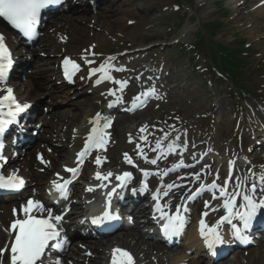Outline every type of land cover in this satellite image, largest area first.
<instances>
[{
	"label": "rangeland",
	"instance_id": "374dc122",
	"mask_svg": "<svg viewBox=\"0 0 264 264\" xmlns=\"http://www.w3.org/2000/svg\"><path fill=\"white\" fill-rule=\"evenodd\" d=\"M86 1L90 4L89 2L97 3L99 0ZM180 1L159 0L156 4H152L151 0H142L141 3L129 6L128 8L133 13L142 18L140 20L142 24L128 27L132 37H127L126 34L107 36L105 42L100 43L98 47L101 50L100 53H94L97 60V63L93 65L95 68L110 61L113 63L110 68L113 79L127 82L123 90L119 84L113 83L117 85V89L113 92L117 94V97H122V100L119 101L121 107L128 108L133 104V102L128 103V101H133V98L127 95V89H135L139 92L142 89H146L147 92L154 90L152 102L149 101L141 108L140 106L137 109L136 107L132 108V110L129 108L128 114L132 113L134 109L135 112L145 115L141 127L139 128L138 123L133 122L128 123L121 134L112 131L111 147L107 148L105 155L100 157L119 159L122 156L125 158L124 154L127 153L137 166V171L143 174L144 172L150 173L149 171L154 170L145 166L147 161L159 159L167 164L165 160L168 156L162 158L161 151L154 150L159 140L162 141L164 152H167L168 145H176L175 151L168 155L172 154L179 160L178 158L173 160L176 162L171 167L180 165L181 161L187 167V169L178 171L177 176L183 172H189L188 168L196 166L197 162H192V165L186 158L194 153H199L198 161L200 163L196 167L198 170L196 175H204L209 171L211 179L217 185L223 186L221 185L223 178L228 172L232 175L248 165L250 175L254 173L256 180L259 181V177L262 175L261 171L264 170V154L262 153L264 132L261 131L264 128V112L260 108V104H264V0H245L243 6L237 9L235 8L236 0H186L185 5L180 4ZM111 2L105 3L103 7L110 6ZM98 12L100 9L96 8L92 13L97 14ZM61 14L62 11L56 15L60 16ZM217 21L224 22V27L217 31L218 35L215 38L220 44L235 47L238 45L236 41H244L243 47H246L247 55L251 56V64L247 65L245 75H249L256 66L261 69L249 84V91H254L252 94L256 95V99L236 91L230 79H220V74L215 66L212 67L213 63L210 58L196 54L192 50L190 45L199 37L198 32L203 31L202 27ZM89 29L98 31L92 26ZM161 39L164 41H159ZM90 51L93 52L94 48ZM43 56L46 57V60L52 58L47 54ZM110 57L113 59L109 60ZM55 58L58 57L52 59ZM62 58L63 55L56 65L58 71L63 67ZM25 59L30 63L34 60L29 51H27ZM68 59L79 66L85 63V57L82 54L69 56ZM44 67L50 66L44 65ZM30 72L32 73L33 70ZM87 72L84 69L80 74L88 76ZM59 73L61 74L60 71ZM16 76L17 73L14 75L13 82L18 81ZM23 81L27 82V77L23 78ZM73 82V79L67 83L64 78L62 80L59 77L54 78L50 82L51 94L58 97L53 100L51 95L42 96V102L37 106L39 111L37 114L51 116L61 112V114L64 113L63 115H71L80 111L69 105V102L92 98L91 89L93 86L92 84L90 86L76 85ZM56 88L63 89V93L67 95L59 93ZM125 93L126 98L124 99L123 94ZM122 114H115L113 118L116 116L117 119ZM35 116V114L31 115V117ZM145 126L146 130L141 132ZM31 132L32 130L28 134L32 135ZM41 133L39 132V135ZM139 134L140 136H138ZM165 134H168L167 139H164ZM254 134L261 135L254 139ZM142 137H146V139H142ZM176 137H179V140ZM62 141L61 139L53 142L47 149V153L53 155L55 148L60 147ZM37 143L36 141L35 144ZM131 148L136 151L135 154L131 153ZM197 148L200 149L197 150ZM140 149H143V155H141ZM16 153H19V150H16ZM14 154L9 151L10 156ZM252 154L255 155L254 159L251 158ZM132 155L138 156V158H134ZM145 156L147 161L144 159ZM95 159V156L91 157L86 166L90 176L95 173L96 168L93 167L96 164ZM243 159L244 165L240 163ZM230 162H235L234 167ZM11 166L9 165L8 168ZM169 171L170 168L162 172V175L165 176V172L168 174ZM217 174L219 179H217ZM171 180V178L167 179V181ZM218 180L221 181L217 182ZM44 187H39L41 188L40 193L44 191ZM201 198V202H203L208 199V196ZM26 199L29 198L24 197L18 200ZM185 244L188 245L189 250L184 248L183 243V246L178 250L179 253L195 258L199 253L200 243H197L195 239L190 240L188 237ZM79 245L82 244L79 243ZM254 248L256 246L243 252L249 253ZM85 253L86 257L93 256L88 248ZM240 257L239 260H235V257L232 256L220 264H249L242 259L243 256ZM151 264L176 263L173 260L165 261L162 257L152 259Z\"/></svg>",
	"mask_w": 264,
	"mask_h": 264
},
{
	"label": "bare ground",
	"instance_id": "6f19581e",
	"mask_svg": "<svg viewBox=\"0 0 264 264\" xmlns=\"http://www.w3.org/2000/svg\"><path fill=\"white\" fill-rule=\"evenodd\" d=\"M109 1H112V4L110 6L103 7V5ZM151 1L152 4H156L159 0ZM68 2L69 4L61 10L62 14L60 16L54 15L48 23V25L50 24V27L48 28L47 25L43 30L44 32L39 35L41 37H38L34 44H32L30 47H26L25 50L11 46L8 41L9 37H7V34L0 30V34H3L5 38V44L7 45L9 51L12 53L14 52V54L19 56V63L25 60L27 51H29V53L34 58L32 63L27 64L25 71L22 69L20 70L19 67L16 68L15 73H17L16 79H18V81H10L9 85L5 84L4 82L0 83V90H4L0 91V97L6 95L7 88H14L13 95H19L20 98L25 100V103L29 102L27 112L33 106V111L36 110L35 114L38 113L39 111L37 110V106L41 104L42 96L47 94L51 95L53 100L58 97L57 95L53 96V94H51L50 82H52L56 77L61 78V80L64 78V81H67V79L69 80L65 72L62 73V68L59 70L61 74L59 73L58 69H56V65L60 62V57L62 55L63 58L61 60L64 62V60L69 56L82 54L85 57V64L79 66V69L73 72L71 80L73 79V83H76V85L80 84L82 86H90V84H92L93 86L91 89L92 98H86L79 102H69V105L80 111L71 115H63L64 113L61 114L60 112L54 113L51 116L41 115V117L39 114H37L35 117H32V119H34V129L36 131L42 132L38 136L37 140L34 137L33 142H30L31 140L29 141L31 144L28 146L23 155H17L15 157L8 158L6 157V159L0 160L3 168L2 170L0 168L2 172L0 175H5L4 172L7 170L9 165H14L13 167H10V173L12 174L13 172H16L24 179V181L28 182L30 187L19 196L14 197L13 195H9L8 197L12 199L1 200L0 248L4 246L6 241H8V238V246L10 247L14 233L11 231H6V229H9L12 222L18 217L23 218V214L20 211L21 206L31 199V197H35L36 200L41 202L45 208L48 206V201L45 199V196L40 193V186L46 187V185H52L54 180L62 183L64 179H68L72 176L71 173L65 170L66 168L71 167H79V179H90L86 168L87 160L84 159L83 164L79 165L78 161L80 157L78 156V153L84 149L87 142V137L90 135L91 129L93 127L103 128V126L110 121L112 131L116 132L117 134H121L128 123L136 122L140 128L145 119V115L143 113L135 112L134 110L130 114L123 113L122 115L118 116L114 122L110 119V116H108L102 118V120L99 121V124L93 123L97 113L100 111L107 113V109L103 108V103L105 100H107L105 106L109 105L110 103L113 104L115 101H117L116 95L110 94L112 93V90L117 88V85L113 84L111 80L107 79L97 83V81L101 80V76L103 74L100 72H97L95 75L92 74V69L95 68V66L92 65L94 63L92 62L97 63L94 53H100L101 50H99L98 47L100 43L105 42V39L109 35L118 36L121 34H126L127 37L133 36L131 33H129L128 27L134 24L140 26L142 24L140 21L142 18L133 13L128 7H131L137 3H141L142 0H100L95 4V7L91 4H88L86 0H69ZM244 2L245 0H236L235 8L237 9L240 6L242 7ZM96 8L100 9V12L93 14L92 12H94ZM91 26L93 29L95 27L99 32L89 29ZM92 48H94V52L90 51ZM44 54H47L50 58H58L46 60V57L43 56ZM106 64L112 65L113 63L108 61L104 63V65ZM44 65L50 67H44ZM62 65L65 69L64 63H62ZM84 69L85 71H88V76L80 74ZM31 70H33L32 73L30 72ZM108 74L111 75L109 68ZM25 77H27V82H22V79ZM9 78L10 77L7 76V80H9ZM56 90H58L59 93H63V89L56 88ZM78 94L80 95L81 93ZM63 95L67 94L63 93ZM149 100L151 101V98H148V101ZM128 103L131 104L132 100L128 101ZM117 112L119 113L120 110L118 109ZM138 136H140V134ZM15 139L17 140L15 137L9 142L11 144H17L13 143ZM61 139L63 140L62 144L60 147L55 148V153H53V155L48 154L47 149L51 147L53 142H56V140L59 141ZM36 141L40 144H35ZM3 144L4 147L2 154L4 153V150H7L9 145H11H6L4 142ZM31 149L32 151L36 152L33 153ZM199 149L200 148H197V150ZM135 152L136 151L134 149L132 150L131 148V153L134 154ZM262 153L264 154V149L262 150ZM167 156L168 158L165 160V163L167 164H164L163 161H159L156 165H154V167H157L160 170L170 168V172L167 177H172L175 179L176 173L180 169H184L185 166L175 168L171 167V165L176 162L173 160H177L178 157H173L172 154H167L163 155L162 158ZM41 158L43 159V162ZM251 158L254 159L255 155L252 154ZM122 159V157L119 158V160ZM199 159V153H194L192 156H188V158H186V160L192 165L193 163L197 162L195 163L196 166L190 169V174L196 173L198 171L196 170V167L200 163L198 161ZM244 163L245 161H243V164ZM145 166L153 167L151 164H145ZM248 166H244L243 168H240L241 170H237L235 172L232 178V180L234 179V187L242 179L244 183L250 186L252 181L248 179L250 176L249 169L247 168ZM187 174L189 175V173ZM261 174L264 175V170L261 171ZM132 176H135V178L131 179L130 182H127L126 186L133 185L134 181L137 180L138 177H142L141 175H138L137 172H134ZM167 177L165 178L166 180L168 179ZM61 178H63V180ZM202 178L203 176H200V179ZM182 182L185 183L184 187L171 192V197L169 198L171 199V202H169V206L177 205L180 199L185 195L186 190L195 185L197 180L193 174L191 176L189 175V178ZM256 182L259 184L258 180H256ZM120 184L121 181H118L115 187ZM75 188L73 189L74 194H80L78 189ZM9 191L11 192L12 189H9ZM256 195L257 197L261 195L259 185L257 187ZM24 197L29 199L22 201L18 200L23 199ZM143 201L144 195L142 196L140 203L136 204L130 202V205H128L131 210L129 213L130 216H134L133 225L131 227L127 228L124 232L107 235L106 237L99 239L83 238L79 236L75 237L70 241L72 244L64 249L62 253L64 259L60 264H105L104 256L108 257L110 261L113 259L112 257L115 249L131 252L138 262H143L144 264H151V260L154 258L159 259L163 257L164 259L170 258V260H172L171 256L174 258L173 261L176 264H200L201 262H203V264H212V261L217 259L214 258L213 260L208 261L205 255L201 253L198 254L197 252L195 258L186 257L179 253V248L177 246L163 243L161 240L156 239L151 233H149V231L145 233L143 228H147L148 230L152 231L155 226V221L151 219L153 214L151 210L152 208L150 209ZM195 204L189 207V212L192 214L195 212L201 213L203 210V204L201 202H199L197 205ZM14 210H16L15 213ZM34 214L38 215V213ZM75 214L76 213H72L71 215ZM223 215H225V213H223ZM223 215H221V217ZM259 215L261 216L257 218L255 223L263 225L264 210H261ZM73 218L75 219V217ZM199 219L202 220L201 216ZM218 220L219 218L215 220L208 218L207 224L209 226L215 225ZM238 222L239 220L233 221L234 224H237ZM223 224L224 229L222 232L226 234L227 228L232 229V226L227 222H224ZM220 226H222V224ZM121 230L123 229H120V231ZM78 239L83 240V242H81L83 245L80 246L77 245L78 243H75ZM194 239L197 241L196 236L194 237L193 234H191L190 240ZM255 243L256 248L252 249L249 253L243 252L244 250L250 248L249 246L246 248H244V246L242 247L243 249L241 247H236L233 250V257H235V260H239L241 258L240 256H243L242 259L247 261L249 264H261L262 262L264 264V235H260V237L256 239ZM228 247L229 244L217 245L214 249L215 254H213V250H209L210 255H220L219 253ZM86 248H88L93 253V256L86 257ZM186 250H188L187 247ZM7 255L9 254L7 253ZM9 258L10 257L7 256L3 257V264L7 263ZM220 263L222 262H218L217 264Z\"/></svg>",
	"mask_w": 264,
	"mask_h": 264
},
{
	"label": "snow or ice",
	"instance_id": "6c2138e0",
	"mask_svg": "<svg viewBox=\"0 0 264 264\" xmlns=\"http://www.w3.org/2000/svg\"><path fill=\"white\" fill-rule=\"evenodd\" d=\"M61 2L62 0H0V17L5 18L8 23L22 32L25 36L33 37L36 35V28L40 22L41 11L50 5L59 4ZM111 59L113 58L110 57L109 60ZM63 63L65 66V74L71 79L73 72L79 69V65L68 58H66ZM11 66V52L5 44L3 34H0V83L7 80V73ZM110 67V64L101 65L99 68L92 69V74L95 75L97 72L103 74L101 80L97 81V83H100L105 79L111 80L113 83L119 84L121 90H123L127 82L114 80L113 77L108 74V68ZM110 94L115 95L114 92ZM153 94L154 90L136 96L133 101V107L135 108L145 103V101L141 99L142 96ZM117 100H122V97H117ZM28 107L27 104L21 105L16 101L11 88H7L6 95L0 97V160L5 159L2 155L4 147L2 137L6 126L12 124L15 121L17 114L24 112ZM5 109H7V112H5ZM100 120L101 114L97 113L93 123L99 124ZM110 127L111 122L109 121L103 126V128L93 127L91 129V133L87 137L84 149L78 153V156L80 157L78 161L79 165L83 164L84 158L89 155L93 149L106 150L109 136L105 129ZM145 130L146 126L141 129V132ZM167 135L168 134H165L164 139H167ZM142 139H146V137H142ZM176 139L179 140V137H176ZM175 148V144H170L168 145L167 152H164L162 141L158 140L156 143V149L154 150H160L162 155H167L174 152ZM140 152L141 155H143V149H140ZM124 155L127 163L132 164L133 161L128 154L125 153ZM144 159L147 161L146 156ZM41 160L43 162L42 158ZM147 162L156 164L157 160L153 159ZM95 163L100 165L102 163V158L97 156ZM230 164L234 167L235 162H230ZM181 166H186L183 164V161H181L180 165L174 166V168ZM65 170L71 173L72 178L75 179L80 169L79 167H71L66 168ZM165 174L167 173L165 172ZM112 175L113 173L109 172L106 176H102L97 172L95 178L104 181L108 180ZM148 175V172H144L145 177ZM115 178L116 180L121 181V184L118 185V187H125L126 183L131 180V173L124 172L122 175H117ZM61 179L63 180V178ZM195 179L199 180L200 175L197 174ZM217 179H219L218 174ZM248 179L252 181L250 186L241 180L235 185V189L231 193L228 192L226 187V185L231 182V178L225 181V186H220L213 182L207 186L201 185V188L197 190L198 192L203 190L212 191L215 198V190L219 189L220 196L223 197L225 215H223L216 224L212 226L207 225L203 219L200 221V234L204 238L207 247L210 250H213V254H215L214 249L217 245L225 244L224 236L219 231L221 224L224 222L230 224L232 226L234 238L243 242L247 240L244 233L251 227L252 222L261 213V210H264V175L259 177V188L261 192L259 197L256 195L258 185L255 174H251ZM71 182V180H63V183H60L54 180L52 184L56 191L66 199L68 185ZM24 183V179L16 172H13L9 176L0 175V189H20L23 187ZM100 187H105V185L101 183ZM172 187L173 185H168L169 189ZM87 190L91 192L94 189L89 187ZM141 190H147V185L145 184ZM115 192L116 188H112L111 191L107 193L105 211L102 215L93 218L92 222L94 224L103 223L105 220L114 218L111 213V198ZM165 195H167V193H165ZM153 199L157 200L156 210L160 213V219L165 221L162 229L164 235L166 237L178 235L185 225V219L181 215V209L177 207L174 213L166 212L158 202V195L154 196ZM238 200L243 201L242 206L237 204ZM15 211L16 210H14V213ZM20 211L23 214V218L18 217L12 222L10 228L6 229V231L14 233V237L11 241L10 247L6 245L4 248H0V264H3L5 253L9 254V264H43L45 251L49 248L50 244L55 250H63V243H66L67 241L61 236L59 225L64 218V214L53 215L52 209L49 208L46 210L41 202L32 199H29L24 205H22ZM45 211H47V216L43 215ZM184 211H187V209L185 208ZM34 213H38V215ZM203 215L207 216V212ZM234 220H239L242 227L234 224ZM56 264H60L59 259H57ZM113 264H134V262L129 253L121 249H115L113 252Z\"/></svg>",
	"mask_w": 264,
	"mask_h": 264
},
{
	"label": "trees",
	"instance_id": "16d2710c",
	"mask_svg": "<svg viewBox=\"0 0 264 264\" xmlns=\"http://www.w3.org/2000/svg\"><path fill=\"white\" fill-rule=\"evenodd\" d=\"M186 3V0L180 1L182 5ZM223 27V21L210 23L205 27L203 26V31L200 30L198 32L199 37L196 39L195 43L192 44V50L196 52V54L210 58L222 77L229 78L237 91L241 90L245 94H250L247 88L249 80H251L253 75L250 74L245 77V69L250 63V60L245 51L246 47H243L244 41L240 40L236 42L238 45L235 47L220 44L215 38L218 35L217 31ZM255 71H259L258 68H255Z\"/></svg>",
	"mask_w": 264,
	"mask_h": 264
}]
</instances>
